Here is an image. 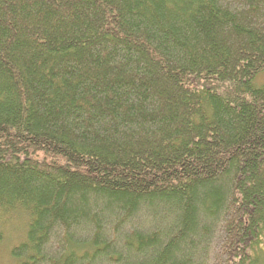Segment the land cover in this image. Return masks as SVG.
<instances>
[{
    "label": "trees",
    "instance_id": "16d2710c",
    "mask_svg": "<svg viewBox=\"0 0 264 264\" xmlns=\"http://www.w3.org/2000/svg\"><path fill=\"white\" fill-rule=\"evenodd\" d=\"M264 0H0V215L14 264H264Z\"/></svg>",
    "mask_w": 264,
    "mask_h": 264
},
{
    "label": "rangeland",
    "instance_id": "374dc122",
    "mask_svg": "<svg viewBox=\"0 0 264 264\" xmlns=\"http://www.w3.org/2000/svg\"><path fill=\"white\" fill-rule=\"evenodd\" d=\"M255 84H264V71L257 75ZM27 222V216L20 209L0 215V264H14L10 250L25 238Z\"/></svg>",
    "mask_w": 264,
    "mask_h": 264
}]
</instances>
